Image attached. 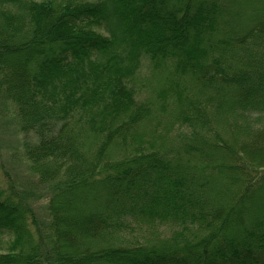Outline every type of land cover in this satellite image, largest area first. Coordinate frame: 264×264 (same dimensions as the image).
Segmentation results:
<instances>
[{"label":"trees","instance_id":"obj_1","mask_svg":"<svg viewBox=\"0 0 264 264\" xmlns=\"http://www.w3.org/2000/svg\"><path fill=\"white\" fill-rule=\"evenodd\" d=\"M0 87L49 189L0 264H264V0H0Z\"/></svg>","mask_w":264,"mask_h":264},{"label":"rangeland","instance_id":"obj_2","mask_svg":"<svg viewBox=\"0 0 264 264\" xmlns=\"http://www.w3.org/2000/svg\"><path fill=\"white\" fill-rule=\"evenodd\" d=\"M157 79L158 76L152 74L144 63L136 80L140 102L154 98V89L162 85ZM19 124L14 103L5 96L0 87V186L8 187L11 182L20 194L26 195V201L34 210L38 220L46 223L49 220L48 183L39 181L36 173L31 170L25 154L27 147L37 143L38 139L31 130L21 129ZM128 238L134 242L136 239H141V235L130 233Z\"/></svg>","mask_w":264,"mask_h":264}]
</instances>
